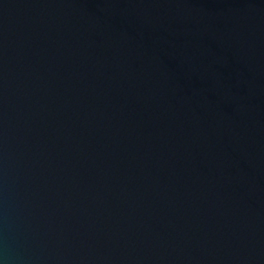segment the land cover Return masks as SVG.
I'll list each match as a JSON object with an SVG mask.
<instances>
[{
  "label": "water",
  "instance_id": "1",
  "mask_svg": "<svg viewBox=\"0 0 264 264\" xmlns=\"http://www.w3.org/2000/svg\"><path fill=\"white\" fill-rule=\"evenodd\" d=\"M0 264H264V0H0Z\"/></svg>",
  "mask_w": 264,
  "mask_h": 264
}]
</instances>
